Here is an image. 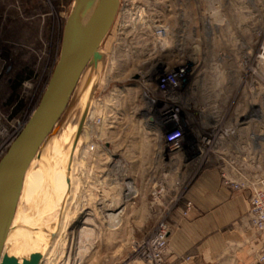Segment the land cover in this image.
Instances as JSON below:
<instances>
[{
  "label": "rangeland",
  "instance_id": "rangeland-1",
  "mask_svg": "<svg viewBox=\"0 0 264 264\" xmlns=\"http://www.w3.org/2000/svg\"><path fill=\"white\" fill-rule=\"evenodd\" d=\"M73 3L0 0V161L40 103ZM102 52L105 64L84 103V112L89 104L90 111L67 170L72 185L57 219L59 236L52 238L41 264H131L136 259L135 243L152 232L124 230L135 222L121 215L123 201L108 187L106 166L114 160L109 150L119 156L128 148L153 145L160 136L153 131L155 122L170 109L181 114L186 136L180 160L186 167L176 184L158 186L186 197L202 167L217 165L215 152L223 148L249 152L241 156L249 176L264 180V0H121ZM177 68H184L186 77L178 101L169 105L157 79ZM80 89L68 111L73 119ZM91 117L102 125L92 129ZM40 175H29L28 204L43 189ZM64 187L61 172L53 189L58 194ZM161 220L171 224L170 217ZM21 221L17 217V228ZM159 222L150 220L148 226ZM44 235L27 233L22 239L35 248Z\"/></svg>",
  "mask_w": 264,
  "mask_h": 264
},
{
  "label": "crops",
  "instance_id": "crops-1",
  "mask_svg": "<svg viewBox=\"0 0 264 264\" xmlns=\"http://www.w3.org/2000/svg\"><path fill=\"white\" fill-rule=\"evenodd\" d=\"M153 131L158 134L156 126ZM109 152L114 160L106 166L107 185L123 201L121 215L135 222L124 230L153 233L156 227L149 228L150 220L157 224L162 217H170L167 264H259L264 235H256L245 224L250 191L224 186L217 165L202 167L186 197L166 189L161 204H154L151 195L159 183L170 188L183 175L186 166L180 156H169L159 135L147 148H128L119 156L114 149ZM188 201L193 207L185 215Z\"/></svg>",
  "mask_w": 264,
  "mask_h": 264
},
{
  "label": "water",
  "instance_id": "water-1",
  "mask_svg": "<svg viewBox=\"0 0 264 264\" xmlns=\"http://www.w3.org/2000/svg\"><path fill=\"white\" fill-rule=\"evenodd\" d=\"M120 7L121 0H74L64 28L59 60L46 90L0 161V264H20L17 259L3 254L26 175L58 123L68 113L77 90L81 87L77 97L80 100L94 73L101 69L102 74L106 60L102 47L114 27ZM88 68L92 69L89 78L78 88ZM89 107L90 104L87 109ZM87 109L83 123L88 118L90 109ZM41 260L42 256L36 254L23 264H41Z\"/></svg>",
  "mask_w": 264,
  "mask_h": 264
},
{
  "label": "bare ground",
  "instance_id": "bare-ground-1",
  "mask_svg": "<svg viewBox=\"0 0 264 264\" xmlns=\"http://www.w3.org/2000/svg\"><path fill=\"white\" fill-rule=\"evenodd\" d=\"M91 71L92 69L88 68L84 72L78 88L83 84L86 78H89V74L91 73ZM100 76L101 69L97 70L96 73H94L92 82H90L89 87L80 99V103L78 104L77 108V110L79 111L77 119H73L74 112H71L69 114L67 113L62 118V120L56 126L55 132L46 141L44 147L32 163L26 175L16 217L14 219L13 227L6 242L3 254L4 256H8L9 258L17 259L20 264H23L24 261H29L31 256L36 254H40L42 256V263L44 258L48 254V251L52 247V238L55 242L56 238L59 236L60 229L58 230L57 219L61 211L63 200L70 194V188L72 185L70 177H68L67 170H72V164L75 158L74 152L80 144L81 136L83 134L86 123L82 122L85 114L84 103L87 102V96L89 95L93 87L94 81L99 79ZM89 109L90 107L87 110ZM91 120L92 117L89 119V123ZM81 122L84 127L82 126ZM2 134H4V137L8 136V132L4 133L3 131ZM35 171H38L41 174L40 176L42 178H40L43 179V184L40 186V188L43 189H40L34 196L33 200H31V202H29L28 204V202H26V184L28 183L27 181L29 180V175ZM61 172L64 174L65 187L61 192L57 194L53 189V184L55 186V182L57 181V179H59ZM36 178L33 181H35ZM67 180L69 181V184L67 183ZM35 183L37 184L36 181ZM30 187H33V185ZM17 217L19 219H22L21 223L19 224L20 227L18 228L15 226ZM14 231V236H12L11 233ZM44 232V237H42L41 242L35 248L25 243V241L22 239L27 233L41 234ZM53 235H55V238L53 237ZM17 242L19 243L16 247H14L13 244Z\"/></svg>",
  "mask_w": 264,
  "mask_h": 264
},
{
  "label": "built area",
  "instance_id": "built-area-1",
  "mask_svg": "<svg viewBox=\"0 0 264 264\" xmlns=\"http://www.w3.org/2000/svg\"><path fill=\"white\" fill-rule=\"evenodd\" d=\"M185 77L186 70L177 68L163 80L157 79V87L162 89V100L165 103L176 104L178 101L177 91L180 90ZM179 112V109H170L159 114L158 122H155L158 134L165 143L167 153L172 157H179L185 151L186 133L179 124L180 121L182 122ZM89 125L92 126V129L100 127L102 125L101 119L92 117ZM202 142L210 145V141L205 138L202 139ZM89 148L90 151L95 150L94 146ZM215 153L222 184L234 191L251 192L250 209L245 217L246 227L258 236L264 235V180L249 176L247 161L241 158L242 155L246 157L249 152L239 148H223L222 150L217 149ZM166 191V188L161 185L152 192L154 204H161ZM192 207V203L188 201L185 205L184 214L186 215ZM171 229V224L165 220H160L151 236L135 243L136 259L131 264H167ZM189 260L190 258L185 259V261ZM258 262L264 264V243L258 254Z\"/></svg>",
  "mask_w": 264,
  "mask_h": 264
}]
</instances>
